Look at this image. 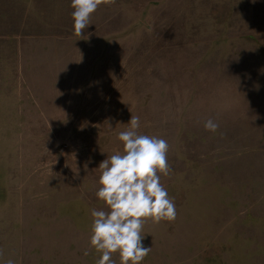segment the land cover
Returning <instances> with one entry per match:
<instances>
[{
	"label": "rangeland",
	"instance_id": "rangeland-1",
	"mask_svg": "<svg viewBox=\"0 0 264 264\" xmlns=\"http://www.w3.org/2000/svg\"><path fill=\"white\" fill-rule=\"evenodd\" d=\"M70 4L0 0V264H95L132 115L169 144L177 211L146 220L142 264H264V0H115L81 36Z\"/></svg>",
	"mask_w": 264,
	"mask_h": 264
},
{
	"label": "clouds",
	"instance_id": "clouds-1",
	"mask_svg": "<svg viewBox=\"0 0 264 264\" xmlns=\"http://www.w3.org/2000/svg\"><path fill=\"white\" fill-rule=\"evenodd\" d=\"M115 0H71L73 34L81 36L90 25L98 7ZM127 130L118 134L122 151L99 163L101 175L95 195L104 208L91 211L90 248L99 254L95 264H142L151 251L145 247L143 228L146 220L159 224L174 222L177 211L174 201L161 183L171 168L167 161L169 144L165 139L138 134L140 118L131 116ZM219 125L212 119L204 123L206 131L215 133ZM106 209V210H105ZM89 255L86 249L83 253ZM3 255L0 250V256ZM6 264H16L13 259Z\"/></svg>",
	"mask_w": 264,
	"mask_h": 264
}]
</instances>
